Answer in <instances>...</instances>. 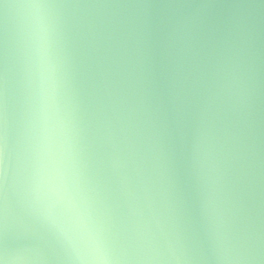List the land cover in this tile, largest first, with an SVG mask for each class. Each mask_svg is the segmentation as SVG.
<instances>
[{
	"label": "water",
	"instance_id": "obj_1",
	"mask_svg": "<svg viewBox=\"0 0 264 264\" xmlns=\"http://www.w3.org/2000/svg\"><path fill=\"white\" fill-rule=\"evenodd\" d=\"M0 264H264V0H0Z\"/></svg>",
	"mask_w": 264,
	"mask_h": 264
}]
</instances>
